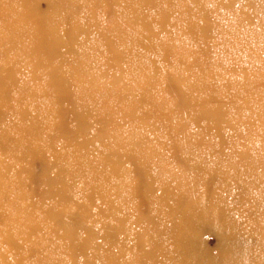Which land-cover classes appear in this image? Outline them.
<instances>
[{
    "label": "bare ground",
    "instance_id": "6f19581e",
    "mask_svg": "<svg viewBox=\"0 0 264 264\" xmlns=\"http://www.w3.org/2000/svg\"><path fill=\"white\" fill-rule=\"evenodd\" d=\"M51 1L50 14L42 15L30 0H0V110L7 115L10 108L12 115L15 105L21 109L15 115L21 122L18 129L0 131V160L4 153L18 158L16 173L34 158L53 160L60 168L57 181L68 187L71 176L78 175L76 164L62 153L66 147L61 141L78 142L85 135L80 144L90 147L99 138L113 170L123 169L126 161L131 164L128 194L144 192L153 211L147 217L135 212L134 228L128 225V230L129 219L121 217L127 208L121 203L126 184H112L108 190L101 182L108 210L103 211V226L147 238L132 245L123 237L115 264H264V259L255 261L257 254L264 257V0ZM113 7L111 19H105L104 9ZM78 27L86 41L76 61L68 62V72L60 77L39 70L36 65L50 62L49 55L71 40L69 31ZM130 41L134 45L128 47ZM4 43L25 51L26 58L10 56L11 47L5 51ZM136 43L152 56H140ZM158 50L165 54L157 55ZM44 95L51 97L37 100ZM65 99L70 125L62 120ZM192 99L217 139L188 135L179 154L171 156L168 152L176 146L162 137L161 122L168 133H183L190 121L198 123L191 114ZM124 111L138 117L140 126L155 133L153 138L121 127L114 115ZM176 113L184 117L176 121ZM223 123L235 136L220 132ZM84 170L80 168V176ZM159 190L161 200L155 198ZM79 205L84 208L70 216L73 234L80 217L90 212L88 203ZM129 207L136 211L138 204ZM0 208L6 209L3 204ZM207 217L224 240L223 250L211 261L195 248ZM24 225L35 231L38 222L30 216ZM62 225L69 229L68 223ZM88 226L92 237L94 228Z\"/></svg>",
    "mask_w": 264,
    "mask_h": 264
},
{
    "label": "rangeland",
    "instance_id": "374dc122",
    "mask_svg": "<svg viewBox=\"0 0 264 264\" xmlns=\"http://www.w3.org/2000/svg\"><path fill=\"white\" fill-rule=\"evenodd\" d=\"M30 1H32L33 5L42 15L50 14L49 11L52 7L51 0ZM114 9V7L105 8L103 17L105 19H111ZM64 24L66 26L69 25V21H64ZM154 26L158 28L157 24ZM138 28L139 27L135 28V32L139 31ZM122 29L124 30V28ZM123 30L119 32L121 35L126 34ZM94 36L95 34L92 30L89 34V38L92 39ZM68 37L71 38V40H67L66 44H58L56 51L49 55L50 62L36 65L39 70L55 72L56 75L60 77L61 74L68 72V62L72 60L76 61L78 52L81 53L83 51L82 45L86 41V33L83 28L78 27L74 32H72V30L69 31ZM132 39H134V37H132ZM133 45L134 43L130 41L128 47ZM9 47H11L8 52L10 56H18L23 60L26 58L25 51L21 49H12L10 43H4L2 48L7 51ZM136 47L140 48V45L136 43ZM153 53H155V51H153ZM138 54L143 57L152 56L151 53L143 48L139 49ZM164 54L165 52L163 50L157 51V55L162 56ZM101 70H104V68H101ZM113 71L112 73L115 74L116 71ZM100 72L101 71H99V73ZM168 81L176 85L175 80L170 78ZM38 84L39 83H37V85ZM16 85H14V87L16 89L19 88ZM174 87L177 89V86ZM15 94L16 91L13 90L12 95L15 96ZM50 97V95H44L37 100L44 101L50 99ZM189 105L191 114L198 117L199 121L198 123L190 121L189 124L184 127L183 133L176 129L175 132H165L164 129H166V127L163 129L164 122H161L162 137H169L168 143L172 142L176 146L175 150L168 152L174 157L179 154L178 147L186 144V140L190 136L197 140L204 138V141L209 140L210 142H214L217 139V132L214 129H207L208 121L199 111L195 100L192 99L189 101ZM61 107L66 110L62 120L67 125H70L72 116L67 110L69 107L68 99L63 101ZM12 109L14 112L12 115H10V108L7 115L2 109L0 110V131L4 127L9 129V132L11 128L13 131H16L19 127L18 125L21 124L18 117L15 116L19 115L21 111L20 107L15 105ZM125 111L128 112L127 109ZM125 111L115 113L114 115L119 125H122L121 127L128 129V132H140L143 138H153L154 132H151L148 127L140 126L138 117H130ZM92 113H96L94 109H92ZM138 113L140 112L138 111ZM9 116L13 118L10 119ZM173 116L176 121H179L184 117V114L176 113ZM88 117L92 120L91 116ZM216 126L217 125L214 124L215 129ZM222 126L220 132L226 136L228 135V137L235 136V132L232 128L226 127L225 123H223ZM92 130L97 136L103 138V136L98 133L97 128L92 127ZM86 137L85 135H80L78 142L72 141V143L71 141L68 143L66 139L61 141L66 147L62 150V153L67 154L69 161L76 164L74 169L78 175L75 177L71 176V185L68 187L57 181L56 173L60 168H56L54 166L55 163H51L53 160L44 163L39 157L34 158L27 163L25 167L20 169V172L16 173L14 167L20 164L19 159L13 157V154L4 153L1 155L0 171H2V173L0 174V204H3L6 209L3 210L0 208V264H115L120 258L118 257L119 248L121 247L120 242L123 240V237L128 238L127 244L132 245L147 239L146 237L137 238L134 234H130L132 231H129L128 235L125 236L127 230L124 234H118L116 229L103 226V221L106 220L103 211L107 213L108 210L100 196L102 192V190H99L102 185L101 182L105 183L106 189L108 190L112 184L121 182L126 184L127 189L125 192L127 193H122L123 200L121 203L122 205L126 203L127 208L121 212V217L129 219V221H125L128 230L129 226L134 228L131 219L135 212L147 217L152 209L150 202L144 196V192L136 191L137 194L135 195L128 194L130 190V185H128V183H130L131 178H133L132 169L131 171L129 170L132 168L131 164L126 161L122 166L123 169H119V171L116 172L112 169L110 160H106L103 156V153L108 152L107 146L103 144L99 138L94 141L93 146H82L80 142L82 138ZM188 145L191 144L189 143ZM47 151L50 152L51 150L48 149ZM20 154V152H17V157H19ZM111 155L110 153L109 156ZM110 159H115L116 161V157H111ZM125 159V157L122 158V162H124ZM69 165L70 167L73 166L70 163ZM81 167L85 168L82 176H80L82 174L80 171ZM10 186L14 187L13 191L10 190ZM3 189H6V192L9 194L7 197L4 196ZM160 194L161 190H159L155 197L157 200H161L162 196ZM115 195L116 193L113 192L112 196L114 197ZM134 202L138 204L136 211L129 207V205ZM83 203L89 204L88 208L90 212L87 217H80L79 224L75 226L77 231L73 234V231L70 230L72 226L70 216L78 210H82L84 207L79 204ZM7 211H9L8 214H6ZM52 213H54V215H52ZM30 216L38 222V227L35 231L28 229V227L24 225L26 219ZM240 217L246 222V214H242ZM208 219L207 217L206 221H203L200 225V230L196 236L195 248L198 254L211 261L218 257L223 250L224 240L222 234L216 230ZM108 222L111 224L113 221L109 220ZM67 223L68 226L70 225L69 229L67 228L69 231L62 225ZM86 224L89 225V228H94L92 237L89 236L88 231L85 229ZM259 259H264V257L261 254H257L255 261ZM248 262L251 264L250 261Z\"/></svg>",
    "mask_w": 264,
    "mask_h": 264
}]
</instances>
